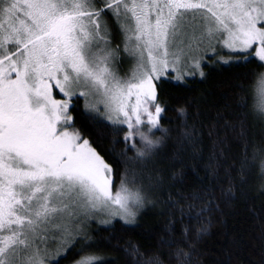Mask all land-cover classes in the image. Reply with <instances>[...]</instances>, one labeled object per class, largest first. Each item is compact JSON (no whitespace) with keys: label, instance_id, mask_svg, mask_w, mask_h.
I'll return each mask as SVG.
<instances>
[{"label":"snow or ice","instance_id":"1","mask_svg":"<svg viewBox=\"0 0 264 264\" xmlns=\"http://www.w3.org/2000/svg\"><path fill=\"white\" fill-rule=\"evenodd\" d=\"M196 10H206L199 12V36L186 25V13L195 21ZM105 11L118 22L123 14L128 23L121 30L135 42L138 70L126 81L110 70L113 54L100 46L107 44ZM217 34L223 47L264 67V0H103L100 7L94 0H0V264H15L6 258L32 247L42 226L70 204L134 217L130 203L142 201L123 179L113 192L112 168L71 125L69 100L54 99L53 86L70 98L73 85L83 84L102 97L112 123L127 125L125 141L135 134L153 148L146 132L160 128L164 111L154 103V82L170 64L175 69L193 42ZM253 101L264 116V73L253 84ZM83 253L76 264H97ZM21 264H43L39 249Z\"/></svg>","mask_w":264,"mask_h":264},{"label":"trees","instance_id":"2","mask_svg":"<svg viewBox=\"0 0 264 264\" xmlns=\"http://www.w3.org/2000/svg\"><path fill=\"white\" fill-rule=\"evenodd\" d=\"M244 56L156 83L164 111L160 128L146 132L153 148L135 134L131 147L127 125L76 98L71 125L110 165L115 191L123 179L143 205L133 223L90 226L52 264H72L82 249L97 264H264V118L253 110L264 67Z\"/></svg>","mask_w":264,"mask_h":264},{"label":"rangeland","instance_id":"3","mask_svg":"<svg viewBox=\"0 0 264 264\" xmlns=\"http://www.w3.org/2000/svg\"><path fill=\"white\" fill-rule=\"evenodd\" d=\"M99 1L100 2H98V0H94L96 7L102 6L103 0ZM204 11L206 10H196L197 18L195 21L192 20V11L186 13V25H193L195 27L196 36H199L201 31H203V22L200 20L199 12ZM108 17H112L110 18L111 20ZM100 23L101 35H105L103 29L107 26V34L105 36L107 44L105 45L104 42L101 41L100 46L107 48L113 54L108 64L110 70L122 81L131 79L133 73L138 70L137 53L134 51L135 42L129 41L126 34L120 27V24L128 23V21L125 20L123 14H121L118 22L117 18L113 15L105 16V13L102 12ZM112 25L116 28V32L112 30ZM184 31H187L189 36L192 35L191 27L186 26ZM184 40L185 44H187L188 37H184ZM218 40L219 34H217L216 38L211 40V42L207 37H205L203 41L193 42V48L188 52V55L181 58L180 63L175 67V69H173L170 64L169 70L160 79L168 78L175 82H182L187 78L202 75V69L205 63H226L225 61L230 63L232 60L234 61L236 59L235 57L237 55H243L232 53L229 49L223 47L222 42H218ZM8 47L11 49L12 45H8ZM255 47L256 46L254 45V48ZM158 81L154 82L155 85ZM80 93H84V95H81ZM52 94L54 99L69 100L68 113L72 104L75 103L76 98L82 97L86 102V107L90 111L95 112L99 109L98 112L103 115L104 119L112 123V121L108 119L109 113L107 109L101 102L102 97L94 91H90L89 88L83 86V84L80 86L73 85L70 98L60 93L55 86H53ZM150 110L152 109L150 108ZM259 117L264 118L262 115H259ZM70 123L72 124V120ZM144 127L145 126L143 125L141 126L142 130H145ZM72 130L73 129L69 128V131ZM136 138L139 139V137ZM113 192L115 193L114 187ZM142 205V201L139 204L130 203V207L135 215L134 217H125L123 214H113L112 211L104 207L91 208L87 205L81 206L80 204H70L68 209H65L63 213L59 214V218L55 220L53 224L42 226L44 227V230L39 232V238L35 240L32 247L24 248L23 246H20V249L17 251L15 256H8L6 259L14 260L15 264H21V261L27 260L31 257V255L38 248L39 256L42 259L43 264H52L60 256L70 250L78 239H84L90 226L95 225L100 228H104L113 223L115 220L133 223L134 221H137ZM4 235H7V233L5 232ZM72 264H76V262Z\"/></svg>","mask_w":264,"mask_h":264}]
</instances>
